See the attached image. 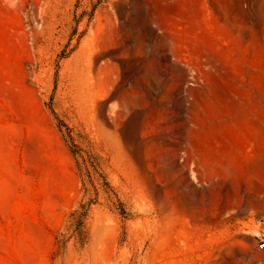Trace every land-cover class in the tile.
<instances>
[{"label":"rangeland","instance_id":"374dc122","mask_svg":"<svg viewBox=\"0 0 264 264\" xmlns=\"http://www.w3.org/2000/svg\"><path fill=\"white\" fill-rule=\"evenodd\" d=\"M264 0H0V264H264Z\"/></svg>","mask_w":264,"mask_h":264},{"label":"built area","instance_id":"2783aa9c","mask_svg":"<svg viewBox=\"0 0 264 264\" xmlns=\"http://www.w3.org/2000/svg\"><path fill=\"white\" fill-rule=\"evenodd\" d=\"M257 247L258 249L264 250V238L259 240Z\"/></svg>","mask_w":264,"mask_h":264}]
</instances>
